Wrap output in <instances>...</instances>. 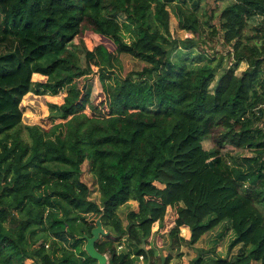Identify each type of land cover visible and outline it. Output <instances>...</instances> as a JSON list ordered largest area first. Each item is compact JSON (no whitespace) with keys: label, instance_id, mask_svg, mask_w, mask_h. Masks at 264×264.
Instances as JSON below:
<instances>
[{"label":"trees","instance_id":"obj_1","mask_svg":"<svg viewBox=\"0 0 264 264\" xmlns=\"http://www.w3.org/2000/svg\"><path fill=\"white\" fill-rule=\"evenodd\" d=\"M215 1L217 27L204 0H0V264H99L83 237L97 218L105 264H169L223 222L237 253L188 264H264V0ZM170 13L192 36L172 37ZM206 28L228 65L196 50ZM121 54L143 66L122 73ZM29 92L62 94L47 127L23 124ZM169 207L162 255L150 237Z\"/></svg>","mask_w":264,"mask_h":264},{"label":"rangeland","instance_id":"obj_2","mask_svg":"<svg viewBox=\"0 0 264 264\" xmlns=\"http://www.w3.org/2000/svg\"><path fill=\"white\" fill-rule=\"evenodd\" d=\"M204 8L207 11H214V19L212 20V23L218 26V20L217 15L219 13V9L221 8L222 1L216 2L215 0H204L203 2ZM209 14V12H208ZM170 32L173 38H179L184 39L187 36H192L191 33L186 32L182 29H180L177 25V19L174 16L173 13H170ZM207 28L203 32V39L204 44L202 41H199L198 46L196 50H199L200 52L205 51V54L210 57L214 58L215 60L222 59L225 65L229 64V61L231 58L227 55L231 49L230 46L225 45V43L222 40L221 33H218L214 38H209V35L207 33ZM82 39L87 45V47L92 48L97 42L101 41L100 38L97 36H93L89 30H86L82 34ZM76 42V41H75ZM108 47L110 49H113V46L109 43H107ZM175 54V53H174ZM120 59L122 62V73H127L130 70L134 69H140L143 66V62L132 58L131 56L127 54H121ZM244 66H240L243 69ZM239 72V71H238ZM237 72V73H238ZM49 94L39 95L34 94L32 92H29L22 101L23 106V124L24 125H30L33 123H40L41 125H44V127H47L49 125V118H48V104L49 103H55L60 102L63 100L62 94L59 96H54L52 100L48 99ZM52 96V95H50ZM56 100V101H55ZM100 100V99H98ZM212 140L210 138H206L203 141V146L206 149L211 148ZM222 153L229 154L232 156H238V155H250L249 149H242V148H236L231 145H226L225 148L222 150ZM82 180L89 186L90 188V197L94 200H99V193L97 191V185L95 180L93 179L92 175L87 170V163L85 162L82 164ZM136 202L130 201L129 204L122 206L119 209V215L123 220H125V214L129 208H135ZM93 216H89V220H91ZM175 218V210L173 208H168L166 215L164 217L163 225L158 226L157 224H154L152 228V234L150 237V240L152 241V244L155 245V247L160 250V254L165 255L169 252L167 249L168 245V237L167 232L170 229V227L173 225V220ZM181 235L185 238L186 241H188L189 237V231L187 227L181 228ZM221 235V236H220ZM233 238L232 232L228 228V223L223 222L220 225H218L215 229L205 233L201 239L194 245H189L187 242L181 246L182 250V257L180 258H173L169 264H188L189 261L196 255L197 251L200 249H209L211 247H215V249L223 256H233L237 253L238 246L234 247L230 252L228 251V245ZM172 254H174L172 252ZM29 262V261H28ZM137 264H143L141 260L137 262Z\"/></svg>","mask_w":264,"mask_h":264},{"label":"water","instance_id":"obj_3","mask_svg":"<svg viewBox=\"0 0 264 264\" xmlns=\"http://www.w3.org/2000/svg\"><path fill=\"white\" fill-rule=\"evenodd\" d=\"M90 233V236H83L85 239L84 250L88 253L90 257L96 259L99 264H105L107 262L106 255L100 253L95 247V242L98 240V238L107 233L102 227L100 218L96 219V225L91 229Z\"/></svg>","mask_w":264,"mask_h":264},{"label":"crops","instance_id":"obj_4","mask_svg":"<svg viewBox=\"0 0 264 264\" xmlns=\"http://www.w3.org/2000/svg\"><path fill=\"white\" fill-rule=\"evenodd\" d=\"M245 64H242V66H244ZM246 66V65H245ZM245 68V67H244ZM242 69V68H241ZM33 79L34 80H42V79H44V77L42 76V75H40V74H38V73H34L33 74ZM53 95L52 96H50V95H48V99H50V100H52L53 99ZM56 101V100H55ZM59 102H57L56 101V104H58ZM189 231V230H188ZM189 233V232H188Z\"/></svg>","mask_w":264,"mask_h":264}]
</instances>
